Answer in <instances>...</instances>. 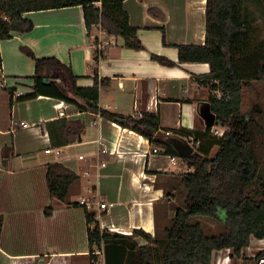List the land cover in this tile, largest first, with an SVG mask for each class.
Segmentation results:
<instances>
[{"label": "crops", "instance_id": "crops-1", "mask_svg": "<svg viewBox=\"0 0 264 264\" xmlns=\"http://www.w3.org/2000/svg\"><path fill=\"white\" fill-rule=\"evenodd\" d=\"M89 1L100 7V0ZM205 1H123L129 25L137 28L144 48L140 51L126 48L121 37L109 36L99 26H93L88 36L80 7L25 13L23 18L32 23V29L0 41V80L4 82L0 83V264H125L126 248L91 245L88 231L96 225L110 235L130 236L141 230L155 240H164L176 209L184 206L181 176L193 171L178 154L171 157L160 148L154 154L155 147L145 137L99 116L79 113L55 98L39 96L8 111L6 90H13V99L32 92L34 62L20 47L29 48L36 58L59 60L71 70L78 88L93 86L96 69L98 79L107 80L99 86L97 106L123 116H156L159 136L175 151V146L184 144L182 132L200 133L205 128L198 111L207 102L208 87L195 78L207 75L209 65L179 63L177 49L178 45L204 44ZM148 8L157 9L164 20L150 16ZM151 55L174 66L161 65ZM60 110L66 118L58 117ZM73 118L84 123L80 141L51 148L45 124ZM10 121L23 122L26 127L11 129ZM9 134L16 138L13 154L2 160ZM98 149L107 154L96 161L93 156ZM37 153L44 157L34 158L40 163H19L27 159L24 155ZM99 161L105 166H97ZM53 163L78 177L64 202L50 196L45 184L46 167ZM88 188L98 201L112 206L101 211L95 205L92 209L80 205L82 194L90 197ZM90 211L94 212L92 218ZM97 214L99 222L95 221ZM145 246L153 245L148 242ZM214 254L221 251L212 253L211 264H228L220 257L215 263Z\"/></svg>", "mask_w": 264, "mask_h": 264}, {"label": "trees", "instance_id": "trees-1", "mask_svg": "<svg viewBox=\"0 0 264 264\" xmlns=\"http://www.w3.org/2000/svg\"><path fill=\"white\" fill-rule=\"evenodd\" d=\"M123 1L100 0L97 7L89 0H0V41L11 38L12 33L32 29V23L23 18L25 13L80 7L88 36L93 26H99L107 35L121 37L126 48L143 50L136 35L137 28L129 25L122 9ZM147 12L164 20V15L155 8H148ZM204 17V44L178 45V61L209 65V73L195 80L208 87L207 102L215 114V125L225 127L226 131L221 138L209 136V128H204L203 133L182 132L199 139L200 146L196 154L184 158L193 171L181 176L186 191L184 206L176 209L164 240H155L141 230H134L130 236L110 235L100 232L96 225L88 231L91 245L118 244L126 248L125 264H211L212 253L226 249L241 259L240 264L264 261V249L253 258H244L241 254L249 247L251 239L264 240V176L258 170L253 139L255 133L264 136V130L241 112L243 88L252 83H264V39L258 40L254 35L255 22L261 21L264 25V0H206ZM160 30L164 32L163 25ZM20 51L34 62L32 92L13 99V90H6L8 111L16 103L39 96L55 98L74 106L79 113H90L136 132L153 147L162 149L165 155L177 156L171 145L159 136L156 116L149 113L123 116L97 106L99 86L107 80H99L96 69L93 86L78 88L71 70L56 58H36L27 47H20ZM98 59L95 52V62ZM151 60L174 66L155 55H151ZM43 80L49 83L45 85ZM57 80L60 82L56 83ZM216 93L221 94L220 99ZM83 129L84 123L75 118L45 124L53 149L75 143ZM11 136L9 134V143L3 148L4 159L13 154ZM213 148H216L214 153ZM77 180L78 177L61 164L46 167L47 190L60 202L65 201ZM219 211L223 212L225 229L219 235L208 236L200 224L188 223L191 216L219 220ZM134 237H142L153 246L136 248Z\"/></svg>", "mask_w": 264, "mask_h": 264}, {"label": "rangeland", "instance_id": "rangeland-1", "mask_svg": "<svg viewBox=\"0 0 264 264\" xmlns=\"http://www.w3.org/2000/svg\"><path fill=\"white\" fill-rule=\"evenodd\" d=\"M254 35L255 37L260 40L264 39V25L261 21H257L254 24ZM0 83H4L0 80ZM1 90V89H0ZM7 92V91H6ZM1 93V92H0ZM18 104V103H16ZM15 104V106H16ZM7 106H4V111L6 114ZM241 112L243 114H246L247 117H250L252 120H254L262 129L264 130V83H252L250 87L243 88L242 90V103H241ZM12 121H10L11 124ZM218 126V125H217ZM226 131V128H222ZM12 135V134H11ZM6 139H9L8 137ZM16 139L15 137L11 136V140ZM253 139L256 143V149H255V155L256 160L258 164V170L259 173L264 176V136L255 133L253 136ZM10 140V139H9ZM215 150V149H214ZM213 150V153H214ZM7 153V151H5ZM9 153H7L8 155ZM42 153L37 154H29L24 155L20 162L30 163H40L41 161H34V158L37 160H42L44 157L41 155ZM4 160V158H2ZM184 189V188H183ZM185 191V189H184ZM84 198H88L87 194H82ZM180 196V195H179ZM186 196V191H185ZM182 197L177 198L178 202L181 200ZM218 218L219 220H213L206 217L201 216H191L188 219L189 224H200L204 233L208 236H216L225 231L223 223L224 215L223 212H218ZM96 222H99L98 214L95 218ZM163 236V233H160L159 238ZM262 249H264V240H252L249 247L246 249H243L241 252L242 257L244 258H253L255 255L260 252ZM229 250V251H227ZM223 251V252H222ZM221 254H214V261L218 260V257L226 259L228 264H240V258H236L235 256H232V250L226 249L222 250ZM222 256V257H221ZM263 264V263H262Z\"/></svg>", "mask_w": 264, "mask_h": 264}, {"label": "built area", "instance_id": "built-area-1", "mask_svg": "<svg viewBox=\"0 0 264 264\" xmlns=\"http://www.w3.org/2000/svg\"><path fill=\"white\" fill-rule=\"evenodd\" d=\"M216 97L218 99H220L221 98V94L220 93H216ZM58 117H60V118H66L67 117L66 114L64 113V110H60V112L58 113ZM19 127L20 128L21 127L24 128V127H26V124L23 123V122H19V121H12L11 122V129H15V128H19ZM222 128L223 127H221V126L214 125L213 127L209 128L208 135L211 136V137H214V138H221L224 135V133H225V130H223ZM204 131H205V129L201 133H203ZM164 134L168 135L169 132H164ZM182 140L184 141L183 142L184 144H187L191 148V150H192L191 155H194V154H196L198 152V148L200 146V140L199 139H196L192 135L191 136L184 135L182 137ZM152 153L156 154L157 153V149L153 148L152 149ZM55 154L59 155L60 152L58 150H56ZM106 154H107V152L104 149H98L95 152L94 156H93V158H94L93 160L98 161L100 156L106 155ZM78 159L79 160H83L84 156H78ZM91 160H92V158L88 159L89 162ZM171 160L174 162V158L171 159ZM96 164H97V166H100V167H104L105 166V162L104 161H99L98 163L96 162ZM84 175L86 177H88V173H84ZM86 192L88 194H90V197L89 198L82 197L80 199V201H79V204L82 205V206H85L87 209H92V207L95 205V206H97L98 210L104 211V210H107L109 207L112 206L111 204H105L104 202L98 201L97 196L95 195V192L92 189L88 188V189H86ZM261 262H262V260H261Z\"/></svg>", "mask_w": 264, "mask_h": 264}, {"label": "water", "instance_id": "water-1", "mask_svg": "<svg viewBox=\"0 0 264 264\" xmlns=\"http://www.w3.org/2000/svg\"><path fill=\"white\" fill-rule=\"evenodd\" d=\"M43 84L46 85L48 84V82L46 80H43ZM198 114L199 117L202 119L205 128H211L215 125L216 117L215 114L211 111L210 104L208 102H204L200 104ZM78 141H80V138H78ZM174 149L177 152V154L182 158L189 157L192 153L191 148L187 144H179L175 146ZM89 214L91 218L94 216L93 211H90ZM133 242L136 244L138 248H141L148 244V242L142 237H134ZM261 263H264V261L262 260V262L261 261L258 262V264ZM145 264H151V263L146 262Z\"/></svg>", "mask_w": 264, "mask_h": 264}]
</instances>
